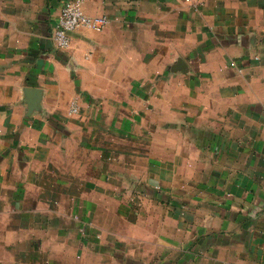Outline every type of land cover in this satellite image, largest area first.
Listing matches in <instances>:
<instances>
[{
	"label": "crops",
	"instance_id": "crops-1",
	"mask_svg": "<svg viewBox=\"0 0 264 264\" xmlns=\"http://www.w3.org/2000/svg\"><path fill=\"white\" fill-rule=\"evenodd\" d=\"M71 1L0 0V264H264V0Z\"/></svg>",
	"mask_w": 264,
	"mask_h": 264
},
{
	"label": "built area",
	"instance_id": "built-area-1",
	"mask_svg": "<svg viewBox=\"0 0 264 264\" xmlns=\"http://www.w3.org/2000/svg\"><path fill=\"white\" fill-rule=\"evenodd\" d=\"M85 0H74L65 4L61 10L52 32V41L57 50L64 51L70 46V35L78 29L102 32L108 25L105 16L90 17L83 9ZM71 115L78 113L77 103L73 101L69 110Z\"/></svg>",
	"mask_w": 264,
	"mask_h": 264
},
{
	"label": "water",
	"instance_id": "water-1",
	"mask_svg": "<svg viewBox=\"0 0 264 264\" xmlns=\"http://www.w3.org/2000/svg\"><path fill=\"white\" fill-rule=\"evenodd\" d=\"M38 93H31V95H33V99H32V103L30 105H28V110H36L37 108V102H38Z\"/></svg>",
	"mask_w": 264,
	"mask_h": 264
}]
</instances>
